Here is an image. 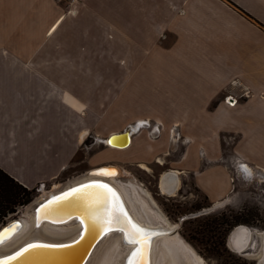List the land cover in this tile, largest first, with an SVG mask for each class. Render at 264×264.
<instances>
[{
    "label": "crops",
    "instance_id": "1",
    "mask_svg": "<svg viewBox=\"0 0 264 264\" xmlns=\"http://www.w3.org/2000/svg\"><path fill=\"white\" fill-rule=\"evenodd\" d=\"M73 9L0 0V169L27 189L64 171L86 135L88 94L122 68H137L128 80L157 115L180 129L203 125L213 145L264 117V0H77Z\"/></svg>",
    "mask_w": 264,
    "mask_h": 264
},
{
    "label": "rangeland",
    "instance_id": "2",
    "mask_svg": "<svg viewBox=\"0 0 264 264\" xmlns=\"http://www.w3.org/2000/svg\"><path fill=\"white\" fill-rule=\"evenodd\" d=\"M135 71L137 68H122L114 80L100 81L98 92L88 94L89 110L83 114L86 135L80 146L68 149L66 168L55 180L31 189V201L7 214L0 226L22 217L24 208L35 206L48 191L79 180L97 166L115 165L121 176L113 179L114 184L132 213L142 221L174 226L157 243L188 246L202 264H258L261 240L256 235L243 252L233 251L227 239L238 224L264 231V117L255 118L253 126L242 120L238 130L221 131L220 145H213L203 125L180 129L170 115H157L154 99L145 96L138 81L129 82ZM228 99L226 103L232 106ZM139 121L140 131L135 128ZM130 125L137 132L128 148L103 143L108 135ZM190 160L197 161L194 169ZM171 170L180 172L179 188L173 195L161 194L159 178ZM218 192L220 198L213 199ZM216 203L220 205L215 208ZM125 251L119 244H108L96 262L115 264ZM159 253L153 254L154 264H176L166 250Z\"/></svg>",
    "mask_w": 264,
    "mask_h": 264
},
{
    "label": "bare ground",
    "instance_id": "3",
    "mask_svg": "<svg viewBox=\"0 0 264 264\" xmlns=\"http://www.w3.org/2000/svg\"><path fill=\"white\" fill-rule=\"evenodd\" d=\"M234 103L232 101V105ZM141 124L142 122L139 121L135 127L139 131ZM135 128L130 125L122 132L112 133L103 143L118 149L128 148L132 136L137 132ZM116 134L122 135L108 142V138ZM126 139L129 143L125 146ZM158 162L161 163L160 160ZM140 166L146 169L142 164ZM120 176L117 166L100 165L83 174L79 180H69L60 188L40 196L35 201V206L28 204L23 210L22 217L11 219L3 225L17 222L6 228L0 235V258L9 255L22 245L39 242L42 244L30 247L22 252L23 255L20 253L9 259V264H97L96 261L106 245L119 244L120 250L126 251L115 264H154L153 254L156 253L159 256L162 250H166L176 264H202L201 258L191 249L188 250V246L184 248L181 244L171 241L157 243L165 239L174 226L170 223L168 225L153 224L138 219L128 207L119 188L114 184L113 179ZM177 182L176 173L163 174L159 181L161 192L171 193L177 187ZM98 185H106L107 188H99ZM70 188H73L72 191L68 190ZM74 189H79V191L73 192ZM70 192L73 195L66 199H61L65 196L64 194L56 201L40 207L43 202ZM100 193H103V197ZM219 205L220 203H216L214 207ZM244 227L250 229L251 240L256 235L262 242L264 231H257L246 225H237L227 239L228 246L237 231ZM82 232H84L83 237L72 247L56 249L50 248L54 246H49L71 243L80 237ZM134 234L139 238L135 242H130ZM237 241L238 245H241L240 237ZM4 262L0 261V264Z\"/></svg>",
    "mask_w": 264,
    "mask_h": 264
},
{
    "label": "trees",
    "instance_id": "4",
    "mask_svg": "<svg viewBox=\"0 0 264 264\" xmlns=\"http://www.w3.org/2000/svg\"><path fill=\"white\" fill-rule=\"evenodd\" d=\"M31 192L0 169V223L7 214L14 213L16 207L30 202Z\"/></svg>",
    "mask_w": 264,
    "mask_h": 264
},
{
    "label": "water",
    "instance_id": "5",
    "mask_svg": "<svg viewBox=\"0 0 264 264\" xmlns=\"http://www.w3.org/2000/svg\"><path fill=\"white\" fill-rule=\"evenodd\" d=\"M126 134H128L127 132H126ZM122 134H120V135H111L109 138H108V142H110V141H112L115 137H118V136H121ZM128 140L126 139V144H125V146L126 145H128ZM86 185V184H85ZM81 186H83V185H81ZM76 188V187H75ZM72 189L73 188H70V189H68L69 191H72ZM67 190V191H68ZM64 194H66V193H63V194H61V195H58V196H56L55 198H52L51 200L49 199L48 201H46V202H43L41 205H40V207H43L44 205H47L48 203H52V202H54V201H56V199H58L59 197H61L62 195H64ZM17 222L16 221H14V222H11V223H9V224H6L5 226H0L1 228H0V235H1V233L6 229V228H8V227H10L11 225H13V224H16ZM233 230V229H232ZM232 230L230 231V233H229V235L232 233ZM83 235H84V232H82V234H81V236L80 237H78L77 239H75L74 241H72L71 243H63V244H60V245H58V244H56V245H49V246H54V247H50V248H67V247H72V246H74V245H76L80 240H81V238L83 237ZM229 235H228V237H229ZM40 244H42V243H39V242H30V243H27V244H25V245H22L20 248H18L17 250H15L14 252H12V253H10L9 255H6V256H4V257H1L0 258V261H8L9 259H11V258H13V257H15V256H18V255H20V253H22V252H24L26 249H28V248H30V247H35V246H37V245H40ZM24 253H22V255H23ZM87 256V255H86ZM85 256V257H86ZM19 258V257H18ZM17 258V259H18ZM86 259V258H85Z\"/></svg>",
    "mask_w": 264,
    "mask_h": 264
},
{
    "label": "flooded vegetation",
    "instance_id": "6",
    "mask_svg": "<svg viewBox=\"0 0 264 264\" xmlns=\"http://www.w3.org/2000/svg\"><path fill=\"white\" fill-rule=\"evenodd\" d=\"M167 172H174L176 173L177 177L178 175L180 174L179 171L177 170H171V171H166V172H163V174L167 173ZM162 174V175H163ZM161 175V176H162ZM161 178V177H160ZM160 178H159V181H160ZM160 185V184H159ZM177 187L175 188L174 191H172L171 193H162L161 194H169V195H173L175 193V191L178 190L179 188V177H178V182H177ZM160 188V186H159ZM160 191H161V188H160ZM238 237H240V239H242L241 241V245H238ZM251 241V232H250V229L247 228V227H244L240 230L237 231V233L235 234V236L232 237V239L229 241V247L233 250V251H236V252H243L248 246H249V243ZM241 246V247H240ZM240 247V248H239ZM261 256H260V259H259V262L258 264H264V236L262 238V242H261ZM262 260V262H261Z\"/></svg>",
    "mask_w": 264,
    "mask_h": 264
},
{
    "label": "snow or ice",
    "instance_id": "7",
    "mask_svg": "<svg viewBox=\"0 0 264 264\" xmlns=\"http://www.w3.org/2000/svg\"><path fill=\"white\" fill-rule=\"evenodd\" d=\"M98 187L99 188H107V186L106 185H98ZM108 191H111L110 189H107ZM79 191V189H74L73 190V192H78ZM71 195H73V193H67V194H65V196L64 197H62L61 199H66L68 196H71ZM100 196L101 197H103V193H100ZM138 232L140 231V230H137ZM138 235H136V234H134L133 236H132V238H131V240H130V242H135V241H137L138 240ZM4 264H9V262L8 261H5L4 262Z\"/></svg>",
    "mask_w": 264,
    "mask_h": 264
},
{
    "label": "built area",
    "instance_id": "8",
    "mask_svg": "<svg viewBox=\"0 0 264 264\" xmlns=\"http://www.w3.org/2000/svg\"><path fill=\"white\" fill-rule=\"evenodd\" d=\"M53 1L59 4H65L67 7H72L73 11H74L73 5L77 2V0H53ZM71 12H72L71 10H68V13H71ZM225 101H227V99Z\"/></svg>",
    "mask_w": 264,
    "mask_h": 264
}]
</instances>
